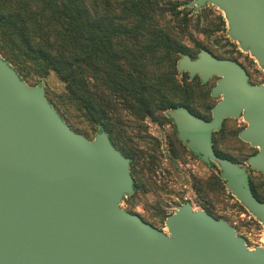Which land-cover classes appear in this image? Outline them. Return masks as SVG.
<instances>
[{
  "label": "water",
  "instance_id": "95a60500",
  "mask_svg": "<svg viewBox=\"0 0 264 264\" xmlns=\"http://www.w3.org/2000/svg\"><path fill=\"white\" fill-rule=\"evenodd\" d=\"M216 6L227 36L264 71V0H193ZM179 72L221 97L205 120L169 108L179 140L220 170L226 189L264 226V202L252 193L247 168L213 150L224 119L246 126L239 137L258 151L248 163L264 172V84H251L238 62L201 49L183 54ZM45 82L29 85L0 56V264H264L222 218L186 202L165 220L166 232L120 207L134 193L130 160L103 130L93 139L72 130L48 101Z\"/></svg>",
  "mask_w": 264,
  "mask_h": 264
},
{
  "label": "trees",
  "instance_id": "16d2710c",
  "mask_svg": "<svg viewBox=\"0 0 264 264\" xmlns=\"http://www.w3.org/2000/svg\"><path fill=\"white\" fill-rule=\"evenodd\" d=\"M191 1L0 0V56L26 82L53 73L64 90L46 97L61 118L76 132L105 131L133 169L128 127L170 120L165 111L179 106L202 117L192 92L203 84L177 69L183 54L196 57L190 29L210 31L199 18L211 10Z\"/></svg>",
  "mask_w": 264,
  "mask_h": 264
},
{
  "label": "rangeland",
  "instance_id": "374dc122",
  "mask_svg": "<svg viewBox=\"0 0 264 264\" xmlns=\"http://www.w3.org/2000/svg\"><path fill=\"white\" fill-rule=\"evenodd\" d=\"M200 15V28L209 29V33L190 29L191 39L186 43L197 56L195 43L207 47L215 56L233 58L248 71L251 80L264 82V71L254 58L238 47L226 33V21L223 13L211 4ZM207 18L204 19V16ZM223 20V24L219 21ZM195 24L196 17H192ZM45 82V94L55 96L64 90V85L50 73L41 80L33 79L29 85ZM216 79L211 78L203 85H195L192 108L203 117L210 118L211 108L219 99L210 95ZM207 108V109H206ZM246 123L241 119L227 120L221 130L214 134L215 148L222 156L233 157L242 164L255 151L250 145L238 138V132ZM89 139L95 132L87 127L78 130ZM127 144L134 152V168L130 172L136 189L132 195L122 199L120 207L138 214L145 222L166 232L165 220L180 204L189 202L194 209L206 208L216 218L226 220L236 227L237 234L246 237L249 248H264V226L253 218L234 196L226 189L224 180L219 177V169L213 171L192 155L176 134L171 120L161 118L156 121L146 119L126 129ZM264 180V177L261 176ZM204 210V209H203Z\"/></svg>",
  "mask_w": 264,
  "mask_h": 264
},
{
  "label": "flooded vegetation",
  "instance_id": "af4514ba",
  "mask_svg": "<svg viewBox=\"0 0 264 264\" xmlns=\"http://www.w3.org/2000/svg\"><path fill=\"white\" fill-rule=\"evenodd\" d=\"M218 57V56H217ZM219 58H221V57H219ZM227 59H231V60H234V61H236L235 59H233V58H227ZM236 62H238V61H236ZM239 63V65L241 66V67H243V69L245 70V72H246V74L248 75V81H249V83H251V84H264V82H260V83H256V82H253L252 80H251V76H250V74L248 73V71H247V69L240 63V62H238ZM213 78H215L216 80H217V77H213ZM211 95V94H210ZM215 98H217V99H219L218 100V102L220 101V99H221V97L219 96V97H215ZM212 116V115H211ZM211 116H210V118H206V117H201V116H199V117H201V118H203V119H205V120H210L211 119ZM232 119H241L242 120V118L241 117H239V118H226V119H224V121H223V124H222V126H221V128L223 127V125H224V123L227 121V120H232ZM243 121V120H242ZM175 126V125H174ZM246 126V124L244 125V127ZM243 127V128H244ZM221 128L218 130V131H214V132H212V134H211V144H212V147H213V150H214V152L216 153V155H218V156H220V157H222L221 156V154H219L218 153V151L216 150V148H215V141H214V134L215 133H217V132H219L220 130H221ZM242 128V129H243ZM241 129V130H242ZM176 130V129H175ZM240 130V131H241ZM239 131V132H240ZM239 132H238V138L240 139V141H242L243 143H246V144H248V145H250L248 142H245V141H243L240 137H239ZM183 144V143H182ZM184 145V144H183ZM185 146V145H184ZM251 146V145H250ZM186 147V146H185ZM252 148H254L255 149V151L254 152H252L248 157H247V160H246V163L245 164H242V163H240L239 161H237L236 159H234L233 157H228V156H224L223 155V157L222 158H226V159H229V160H231L232 162H234V163H237V164H239L240 166H245L246 168H247V176H248V179H249V186H250V189H251V191H252V193H253V195L259 200V201H261V202H264V180L261 178V176L262 177H264V172H260V171H257L256 169H254V168H252L251 166H250V164L248 163V159H249V157L250 156H252V155H254L257 151H258V149L256 148V147H253V146H251ZM186 149L188 150V148L186 147ZM189 151V150H188ZM190 152V151H189ZM191 153V152H190ZM192 155H194L193 153H191ZM195 156V155H194ZM196 158H198L197 156H195ZM199 159V158H198ZM200 160V159H199ZM204 163V162H203ZM204 165L205 166H207L208 168H211L213 171L215 170V168H217V166L214 164V163H210V164H206V163H204ZM218 169V168H217ZM219 177H220V171H219ZM224 184H225V182H224ZM231 194V193H230ZM232 195V194H231ZM233 196V195H232ZM236 199V198H235ZM237 200V199H236ZM238 201V200H237ZM239 202V201H238ZM241 204V203H240ZM241 206L242 207H244L245 208V210L246 211H248L247 210V208L245 207V206H243L242 204H241ZM207 212V211H206ZM248 213L253 217V218H255L249 211H248ZM210 214V213H209ZM213 216V215H212ZM216 218V217H215ZM256 219V218H255ZM257 221H259L258 219H256ZM260 222V221H259ZM261 223V222H260ZM234 228H235V230H236V227L235 226H233ZM237 232V231H236ZM239 235V234H238ZM239 236H241V235H239ZM241 237H243V236H241ZM244 238V240H245V244L249 247L250 245L248 244V241H247V238L246 237H243Z\"/></svg>",
  "mask_w": 264,
  "mask_h": 264
}]
</instances>
